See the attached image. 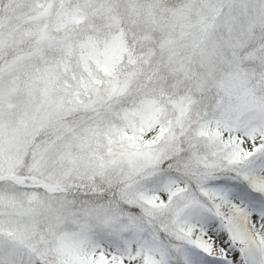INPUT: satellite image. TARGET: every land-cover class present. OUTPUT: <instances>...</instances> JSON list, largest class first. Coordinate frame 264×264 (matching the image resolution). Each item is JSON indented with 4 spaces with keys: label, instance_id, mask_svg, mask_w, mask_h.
<instances>
[{
    "label": "snow or ice",
    "instance_id": "obj_1",
    "mask_svg": "<svg viewBox=\"0 0 264 264\" xmlns=\"http://www.w3.org/2000/svg\"><path fill=\"white\" fill-rule=\"evenodd\" d=\"M0 264H264V0H0Z\"/></svg>",
    "mask_w": 264,
    "mask_h": 264
}]
</instances>
